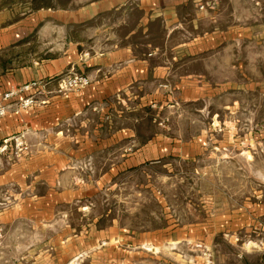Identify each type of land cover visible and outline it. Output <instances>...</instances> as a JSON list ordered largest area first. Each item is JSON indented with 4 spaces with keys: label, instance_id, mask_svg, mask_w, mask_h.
Wrapping results in <instances>:
<instances>
[{
    "label": "rangeland",
    "instance_id": "1",
    "mask_svg": "<svg viewBox=\"0 0 264 264\" xmlns=\"http://www.w3.org/2000/svg\"><path fill=\"white\" fill-rule=\"evenodd\" d=\"M241 59L236 79L158 112L173 152L93 183L85 197L62 198L47 181L53 172L35 167L27 130L3 138L0 264H264V48ZM44 85L6 89L0 103L16 95L0 118L37 105Z\"/></svg>",
    "mask_w": 264,
    "mask_h": 264
},
{
    "label": "crops",
    "instance_id": "2",
    "mask_svg": "<svg viewBox=\"0 0 264 264\" xmlns=\"http://www.w3.org/2000/svg\"><path fill=\"white\" fill-rule=\"evenodd\" d=\"M254 47L264 48V0H0V97L45 82L37 105L0 118V141L27 130L35 167L53 172L47 181L62 198L85 197L93 183L173 152L158 112L236 79ZM71 72L90 85L60 93ZM146 121L153 130L142 132Z\"/></svg>",
    "mask_w": 264,
    "mask_h": 264
},
{
    "label": "built area",
    "instance_id": "3",
    "mask_svg": "<svg viewBox=\"0 0 264 264\" xmlns=\"http://www.w3.org/2000/svg\"><path fill=\"white\" fill-rule=\"evenodd\" d=\"M200 8L205 9L206 5L201 4ZM59 80L61 82L59 92L80 91L86 88L87 86H89L91 83L89 76L83 73H78V72H73L70 75L69 74L62 75L60 76ZM37 84H38L37 81H33L29 83L28 85H26L25 89L29 90L31 87ZM15 95H16V91L14 89H12V91H9L8 93L5 94V96L3 97V101L0 103V114L5 113L7 109V106L5 105L4 101L12 99L13 97H15ZM34 102L35 101L33 97L26 98L23 101V106L28 107L34 104Z\"/></svg>",
    "mask_w": 264,
    "mask_h": 264
}]
</instances>
